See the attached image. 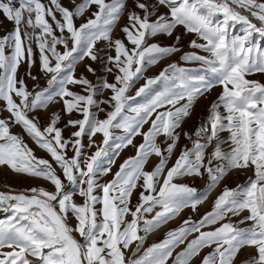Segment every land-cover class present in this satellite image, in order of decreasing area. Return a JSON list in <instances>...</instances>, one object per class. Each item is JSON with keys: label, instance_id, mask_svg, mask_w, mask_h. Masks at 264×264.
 I'll list each match as a JSON object with an SVG mask.
<instances>
[{"label": "snow or ice", "instance_id": "6c2138e0", "mask_svg": "<svg viewBox=\"0 0 264 264\" xmlns=\"http://www.w3.org/2000/svg\"><path fill=\"white\" fill-rule=\"evenodd\" d=\"M68 3L66 7L61 0L48 4L0 0V14L13 26L0 35V101L4 102L0 110L9 114L0 118V168L52 186V190L0 191L4 214L0 264H168L169 260L193 264L197 258L199 264H264V83L247 78L264 74V47L254 41L257 35L264 39V0H131V7L130 0ZM125 16L127 23L120 27L123 38L114 37ZM78 18H84L79 26ZM236 25L242 26V34L231 33ZM179 29L182 34H177ZM189 34L195 38L184 51L180 41ZM158 36L173 42H148ZM101 41L108 49L103 56L104 48L97 47ZM176 53L185 64L198 67L172 62L157 75L145 77L149 68ZM86 58L101 63L114 82L105 78L97 86L83 75L77 78L75 65ZM22 63L36 81L32 90L18 79ZM33 66L43 75V88L40 77L30 71ZM87 71L96 72L91 65ZM141 79L144 83L136 88ZM158 84L163 88L153 94ZM69 85H81L87 94L75 93ZM216 87L222 90L210 104L206 120L193 133L183 132L192 146L182 147L167 167L179 146L178 130L191 118L198 100ZM105 90L110 91L107 99L94 98ZM138 98L144 102L136 103ZM58 102L66 114L82 115L64 125L75 129L68 138L57 126V113L43 128L37 117L30 116ZM93 108L105 112V118L100 119ZM146 124L148 130L143 131ZM13 126H19L51 160L37 157L23 136L12 133ZM117 129L123 134L116 135ZM97 134L102 142L87 155L82 139L87 137L91 147ZM136 136L143 138L139 145L133 143ZM158 137H163L159 143ZM129 146L135 156L125 159L110 181L99 183ZM69 148L72 156L67 154ZM152 155L158 163L145 170ZM248 169L253 176L246 184L225 185L210 211L197 220L187 217L141 252L148 234L185 209L197 212L231 172ZM205 176L204 189L175 182ZM76 195L83 203L75 202ZM180 245L184 247L174 255ZM205 248L211 251L201 257ZM248 249L249 255L241 259Z\"/></svg>", "mask_w": 264, "mask_h": 264}, {"label": "rangeland", "instance_id": "374dc122", "mask_svg": "<svg viewBox=\"0 0 264 264\" xmlns=\"http://www.w3.org/2000/svg\"><path fill=\"white\" fill-rule=\"evenodd\" d=\"M42 2L45 4H48L49 0H42ZM77 2H79V0H77ZM61 3L66 7L70 6L68 3V0H61ZM129 6L131 7V0L129 3ZM91 11H95L94 6L91 9ZM160 11L166 12L167 9L161 8ZM56 15H57V19H59L60 18L59 13H56ZM88 15H90V12L85 13V17H87ZM83 19L84 18H78L76 20L77 26H79V24L83 22ZM48 20H49V23H52L50 17L48 18ZM126 23H127L126 16L122 17L121 20L119 21V24L117 25L116 29L114 30V33H113L114 37L123 38V33L120 31V27L125 25ZM12 27H13L12 24L7 22L3 18L2 14H0V35H3L5 33V30H11ZM241 27L242 26H240V25L233 26L230 29V31L233 35L242 34L241 33ZM182 33H183V29H179L177 31V34H182ZM56 34L59 35V32H57ZM192 38H195L193 34L182 36V39L180 41V47L184 51H189L187 45H188L189 40ZM156 41H158L162 45H168V44H171L173 42L172 39H170L166 36H158L154 39H150L148 42L152 43V42H156ZM254 41H258L260 43L261 47H264V39H261L258 35L254 36ZM97 47L98 48H104V42L103 41L99 42L97 44ZM59 50L63 51V47L60 46ZM34 51H36V59H37V64H38V50L35 49V46H34ZM106 52H108V49L104 48V51L100 53L101 56H103ZM111 54L115 55L114 51L111 52ZM180 55H181V53H176L170 57L162 59L157 65L149 68L145 72V77H153V76L157 75L159 73V71H161L166 65H168L172 62H176L178 65L184 66V67H193V68L198 67L195 64H185L183 61H181L179 59ZM89 65H91V67L96 70L95 75H93L92 73L87 71V66H89ZM28 71H29V69H28L27 65L22 63L18 69L17 75H18V79H24L28 89L32 90L34 85L36 84V81H33L27 75ZM30 71L32 72V75H37L40 77L39 84H40L41 88L46 86L43 75H42V73H39L38 68L36 66H33L30 69ZM75 75L77 78H79L81 75H83L85 78H87L89 81H91L94 85H97V86H99L100 83L102 82V80L105 78L108 80V82H114L113 75L105 72L104 66L101 63L92 62L91 60H89L87 58L84 61L78 62L75 65ZM247 78L248 79H255V80L260 81L261 83H264V74L257 73L255 75L249 76ZM143 83H144V80L141 79L136 84V88H138ZM68 87L70 88L71 91H73L75 93L85 94V95L87 94L83 91V87L81 85H69ZM162 88H163V84H158L156 86H153V94L155 92L161 91ZM221 90L222 89L220 87L213 88V90L210 93L206 94L204 97H201L198 100V102L195 104L191 118L186 120V122L184 124H182L181 129L178 130L181 133L179 146L177 147V149L173 153L171 159H169L167 167L172 166V164L174 163V161L176 159V156L179 155L180 149L182 147H184L186 145L187 147L190 148L192 146L191 142L189 140L185 139V137L183 136V132L187 131L190 134L193 133L195 128L198 127L202 121L206 120L207 116L209 115L210 104L216 99V97L219 95ZM134 92H135V88L132 89V91L129 93V95H133ZM109 96H110V91L105 90V91H103L102 94H98L94 98L98 101H102V100L107 99ZM141 102H144V98H138L136 101V103H141ZM3 103H4L3 101H0V108H2ZM100 107L105 108L106 110H111L107 104L101 103ZM62 109H63L62 103H59V102L53 103V104H50L48 106V108L45 110H39V111H34V112L30 113V116L31 117H37L39 120V124H40L41 128H43L44 126H46L49 123V118H50L51 114L53 112L57 113L60 116V120H59L57 126L64 129L63 136L65 138H68L70 136L71 132L75 131V129H73V128H66L65 129L64 125L67 123V121L69 119H81L82 115H80L79 113H76V112L69 115V114H66ZM92 111L97 112V110L95 108H93ZM8 115L9 114L6 111L0 110V118H6ZM97 115L100 119H104L106 113L105 112H97ZM148 127H149V125H147V124L144 125L143 131H147ZM11 131L13 134L23 136L25 143L28 145L29 148H31L33 150L34 154L37 157H41V158L51 160V157L45 151L39 149L37 147V145L25 133H23L22 129L19 126H13L11 128ZM115 134L116 135H122L123 132H122V130L117 129V130H115ZM222 136L226 138L228 136V133L225 132L222 134ZM92 139L95 141V143L91 147L87 146L89 144L87 137L82 139V143L86 146L84 148V152L87 155H91L92 153H94L96 151V146L102 142L103 137H102V135L97 134ZM162 139H163V137H158L157 142L159 143ZM142 140H143V138L141 136H136L134 138L133 143L136 145H139L142 142ZM224 147L227 148V145H225ZM67 154H68V156L73 155V151L71 148H69L67 150ZM135 154H136L135 149L131 146L121 150L120 155L115 160V164L112 165L111 172L108 173L107 175L101 176L99 183L103 184V183L110 181L113 178L114 173L119 169V165L121 163H123V161L125 159H127L128 157L135 156ZM158 159H159L158 157H156L155 155H152L149 158V161L145 166V170L150 171L154 167V165L156 163H158ZM105 166H106V163H105ZM54 167H55V165H54ZM57 173L61 174L59 168H57ZM252 176H253V172L251 169L231 172L222 181L221 184H219L214 190H212L208 194L207 200L202 205L199 206L197 212L193 213L190 209H185L175 219L169 221L167 224L162 225L160 228H158L155 231L148 234V236L144 242V245L141 248V252L143 251L144 248H147L152 243L160 242L169 230L179 227L181 222L183 220H185L187 217L191 216L194 220H197L204 213L210 211L212 206H213V202H214L216 196L222 191V189L225 185H227L229 188H234L238 184H246L249 177H252ZM206 181H207V177L205 176L204 179L197 178L195 180L190 178V177H185V178H181L179 180H176L175 182L176 183H186V184H189L193 187H196L197 189H204ZM31 187H43L47 190H52V186L50 185V183L44 181L43 179L30 178V177H27L25 175H17V174L11 172L10 170H8L6 168H0V191L7 192V191H9V188L13 191H22L24 189L31 188ZM138 193H139V190H137L132 196V204L133 205H135L138 201ZM96 194L102 195V193L99 191H97ZM74 200L77 204L83 203V199L81 197H79L78 195L74 196ZM96 207L99 208L100 205H96ZM246 214L247 213H243L242 215H246ZM3 215H4L3 213H0V218H3ZM127 219H130V217H127ZM237 219H239V218L238 217L233 218L234 221ZM69 223L74 224L75 223L74 218L70 217ZM216 226H218V225H216ZM241 226L243 227L244 225H241ZM205 230H208V229H205ZM140 234L143 235V233H140ZM76 238L78 240L80 239L78 234H76ZM191 238L192 237L190 236L188 239L190 240ZM183 247H184V245H180L179 247H177L175 249L174 255L176 252L181 251V249ZM5 250H7V249H5ZM210 251H211V249L205 248L201 252V257ZM250 252H251V249H248V250H245L244 252H242L241 259H244L245 257H247ZM168 264H171V260H169ZM193 264H199V258L194 260Z\"/></svg>", "mask_w": 264, "mask_h": 264}]
</instances>
